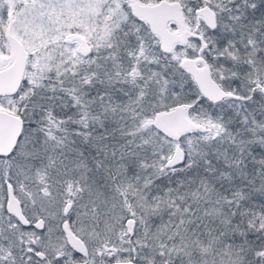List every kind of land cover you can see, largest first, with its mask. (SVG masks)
<instances>
[{"label": "trees", "instance_id": "obj_1", "mask_svg": "<svg viewBox=\"0 0 264 264\" xmlns=\"http://www.w3.org/2000/svg\"><path fill=\"white\" fill-rule=\"evenodd\" d=\"M13 1L17 0H0L1 35L5 34L7 7H15ZM178 1L190 26L197 8L204 4L215 11L217 24L211 29L203 23L202 30L196 29L203 39L191 37L186 45L177 44L168 53L161 49L159 37L133 15L126 1L118 4L117 0H107L101 11L109 24H116L113 33L121 37V52L112 48L103 53L102 57L114 64H106L107 77L98 74L101 84L96 86L87 83L97 77L93 67L99 59L90 64V69L76 75L66 70L64 64H54L56 57L51 46L57 42L51 35L44 38L38 48L43 51L38 65L33 55L29 59L27 77L34 72V66L39 75L34 79L37 86L27 96V107L36 125L32 127L34 122H28L26 128L45 133L52 128L51 134L60 140L62 152L51 157L60 154L66 160L71 152L86 157L93 147L88 154L96 160H105L110 152L135 151L142 154L143 164L154 166L152 205L147 206L148 210L137 206L144 217L135 214V207L133 210L129 207L128 215L137 219L134 234L124 235L121 231V241L110 240V244L121 242L124 250L121 258L141 264L148 263L151 257L154 261L177 264H229L226 253L236 251L245 264H264V0ZM77 14L83 12L78 9ZM66 19L71 18L66 16ZM75 27L83 33L80 25ZM57 31L61 36L66 33V29ZM5 40L3 37L0 42ZM202 40L207 43L205 48ZM194 45L199 46L197 52L192 49ZM182 48L186 49L184 55L204 56L213 77L234 96L218 102L207 100L192 76L180 66ZM7 51L5 45H0V54ZM106 78L108 84L104 85ZM148 103H152L149 108ZM179 103L187 105L188 115L201 127L187 131L180 138L185 161L167 167L164 161L174 141L155 128L151 120L159 111ZM87 117H91L90 123L84 121L78 128L81 124L77 121ZM55 121L59 124L57 131ZM209 128L218 132L216 137L208 134ZM145 151H151V155L143 154ZM15 158L14 155L0 157V191L3 192L0 198L4 196L6 181L16 184L23 179L12 169ZM33 162L43 173L25 178L27 193L32 192L33 179L47 181L37 188V194L48 202L54 197L44 190L48 186L54 192H63L71 186L73 174L66 169L55 171L53 165L37 158ZM108 171L115 174L113 166ZM79 183L82 185L80 180ZM121 194L126 203L128 196L136 200L126 190H121ZM60 203L57 197L56 206ZM41 216L48 224L47 213L42 211ZM9 217L10 222H3L0 228V241L14 252L16 262L11 264H33L34 254L41 247L34 241L35 231ZM210 218L215 221L219 218L221 232L228 234L218 237L217 229L210 227ZM47 229L40 234L46 232L47 236ZM160 232L169 236L162 246L156 240ZM217 244L219 248L213 250ZM150 247L152 256H149Z\"/></svg>", "mask_w": 264, "mask_h": 264}, {"label": "rangeland", "instance_id": "obj_2", "mask_svg": "<svg viewBox=\"0 0 264 264\" xmlns=\"http://www.w3.org/2000/svg\"><path fill=\"white\" fill-rule=\"evenodd\" d=\"M105 3H107V0H24L20 3L18 0L14 1L13 5H15V8H13V17L16 35L24 43L25 47L30 49V54L35 58L36 66L39 63L37 62L39 55L43 54V51L41 52V50H38V48L43 42L44 38L48 37L49 35L54 36L53 41L61 43L53 44L51 46V49L55 53L56 57V59H54V64H64V67H69V69L76 75L79 71L90 69L92 67L90 64H93L95 60L99 59L97 62H95V67H93V69L97 72V77L87 83V85L90 87L96 86L98 83L101 84V79L98 78V74H101L103 77H107V72L105 71L106 64H114L113 61L104 59V56L102 57L103 53H105L106 50L112 48L121 52V37L118 36L117 32L113 33V29L116 27V24H109L104 13L101 11V9H104ZM78 9L83 12V15L77 14ZM7 11L8 14V7ZM66 16L70 17L71 19L67 20ZM196 16L198 15H194L192 22L194 27H197L200 23ZM116 18L118 19V17ZM8 19L9 17H7V23H3L4 33H6V28L9 22ZM77 25L81 26L83 33L77 31V27H75ZM56 28L59 30L66 29L67 32L63 36L57 35L58 31L55 30ZM71 32L81 33L87 38L88 42L92 46V50L88 55L84 56L80 54L77 48V41L69 43L70 45L66 44L64 37ZM85 32L93 39V42H90L88 37L84 34ZM1 33L2 29L0 28V34ZM1 39L2 35L0 36V40ZM0 45L3 46L5 43L0 42ZM107 45L109 47L106 48ZM192 49L194 52H197L199 46L194 45L192 46ZM69 52L76 57L77 62L76 59L68 58ZM179 52L184 54L186 49L179 50ZM43 57H45V55ZM45 61H48V59ZM116 64L118 65L119 62H116ZM36 66L32 67V70L36 73V75H34L33 72L28 76L23 92L24 95H27L34 86H37V82L35 83L34 80L35 78H38L39 75V72L36 71ZM108 80L106 78L104 85L108 84ZM151 105L152 103H148L146 107L149 108ZM31 116L32 114L30 113V117ZM84 121H89L90 123L91 117L77 121L81 124L78 125V128H81L82 122ZM57 123L58 122H54V125ZM208 132V134L213 135L215 130L209 128ZM92 148L93 147L89 148L88 153L91 152ZM61 151L62 148L58 145V143L51 139L44 131L32 129L24 135V138L19 145L18 154L13 161L16 173L18 172L26 179L41 175L42 171L34 167L35 164L33 159L39 157L43 160H48L51 155ZM88 153L85 157V155L77 156L71 152L67 156L66 160L62 158L60 154H58V156L51 157L47 165L53 164L55 171L66 169L68 173L73 174V177L70 178L73 181V184L77 178H79L82 183L83 192L81 196V203L77 204L71 202L72 204L69 209L72 218H75V211L79 207V226L77 229L81 236L91 243L94 239V236L98 235L101 231L109 229L106 233V236L113 237L114 239L119 238L121 241V231L124 232V235L128 234L125 221L128 217H130L128 214L131 212V209L133 210V207H135V214L144 217V213L139 212L140 210L138 207L148 210L149 207L147 206L152 205L150 191L153 187H155V183L152 182L154 166L152 164H143L140 161L142 154L139 155L135 151L121 153L110 152L105 160H103V158H101V160H96ZM142 153L151 155V151H149V153L146 151ZM111 166L115 168L114 175H111L110 171H108V168ZM74 174L77 175V178L74 177ZM16 185L17 188H19V190L24 194V186L19 182H16ZM120 185L121 190H126L128 193L135 196L136 200L132 201L131 197L127 195L129 198L128 203L122 201V194L121 190L119 189ZM71 190L76 192L75 186H73ZM138 192H141L142 194H138ZM53 195V204L56 206L58 194ZM34 198L36 201L35 204L32 205H35L36 210H32L34 212L30 213L31 215H37L38 212L39 216L41 217V211H43L46 212L50 218L52 216H56V210H52V203L50 200V202L42 200L37 195H34ZM65 203L66 202L60 206V209L58 210L59 212H64L66 205ZM3 204H5V201L3 199L1 201L0 199V213L3 209ZM121 205L124 208L123 213ZM218 212L219 211H214L212 213ZM3 218V220H0V228H2L3 221L6 220L10 222V218L5 214V212L3 214ZM209 222L212 229H217L216 233L218 237L221 236L220 238H222L228 234L226 231L221 232V222L219 218L216 221L213 218H210ZM74 223L77 225L76 218ZM117 224L121 225V230L118 232L116 229V233L113 236L110 230H112L114 226L116 228ZM48 230L49 235L46 237H52V234L50 233L54 232V229H49L48 227L47 231ZM230 232L235 235L239 234L238 231H229V233ZM204 233L207 234L208 231L205 230ZM45 234L46 232L41 234L40 237L43 239ZM168 237L169 236L164 233L159 234L158 238H156V240L158 239L157 244L162 246ZM107 239L110 240L109 238ZM99 240L100 239L91 243V251L93 255H98L99 257L105 259V261L115 259V257L122 255L124 250H121V244L111 249H103L102 253H97V243ZM57 242L59 244L62 242L61 237H57ZM37 243L41 245L39 239ZM212 245L213 244H211V246ZM217 248H219V244H217L216 247L213 246V250ZM149 249V256H152V248L150 247ZM139 250L141 251V248ZM53 251L54 253L50 256V258L59 257L64 249L53 248ZM226 257L229 261V264H245L244 261H242L240 253L236 251H228L226 253ZM50 258H46V261H50ZM153 261L154 258L151 257L149 262Z\"/></svg>", "mask_w": 264, "mask_h": 264}, {"label": "water", "instance_id": "obj_3", "mask_svg": "<svg viewBox=\"0 0 264 264\" xmlns=\"http://www.w3.org/2000/svg\"><path fill=\"white\" fill-rule=\"evenodd\" d=\"M133 9V12L140 19L147 22L152 32H154L160 38V46L162 50L171 52L175 42H185L186 32L182 6L179 1L176 0H159L154 3L142 4L139 0H129ZM198 12L203 15L205 21L213 27L215 25V12L209 5H204L198 9ZM175 20L181 27V30H173L169 27V22ZM11 40L12 50L10 57L12 63L0 70V94L13 93L19 88L22 77L25 71L27 54L21 41L17 39L11 32L8 33ZM78 38L80 41L79 49L83 54H86L90 47L87 45L86 40L78 34H71L68 39ZM199 61L203 60V57L198 58ZM3 59H0L2 62ZM181 65L193 76L198 88L202 94L210 101L217 102L226 96L233 95L226 91L212 76L210 67L204 63L199 65L191 57H185L181 61ZM185 107L183 105H176L174 108L164 110L160 112L155 120L154 125L162 129L166 134L174 138H178L181 133L194 128L196 125L189 120L184 113ZM11 126L17 127V136L11 143V146L3 149L0 147V154H9L17 143L18 137L23 128V120L21 117L16 116L8 111L0 110V130L2 133H7ZM185 158V152L180 144H177L174 148L172 155L167 159L166 165L172 166L180 163ZM7 208L10 212L15 214L22 222L26 223L24 215L21 212L19 201L16 198L13 188L8 185V200ZM127 224L130 226V232L134 226L133 219H128ZM69 239L74 247L82 252L86 253V249L82 244L75 239V237L69 233ZM77 264H85L79 262ZM109 264H139L131 259L121 260L117 262H111ZM146 264H173L166 262L146 263Z\"/></svg>", "mask_w": 264, "mask_h": 264}, {"label": "bare ground", "instance_id": "obj_4", "mask_svg": "<svg viewBox=\"0 0 264 264\" xmlns=\"http://www.w3.org/2000/svg\"><path fill=\"white\" fill-rule=\"evenodd\" d=\"M3 131L0 130V147L3 149L8 148L11 146V143L17 136V127L11 126L7 133H2Z\"/></svg>", "mask_w": 264, "mask_h": 264}, {"label": "flooded vegetation", "instance_id": "obj_5", "mask_svg": "<svg viewBox=\"0 0 264 264\" xmlns=\"http://www.w3.org/2000/svg\"><path fill=\"white\" fill-rule=\"evenodd\" d=\"M4 64H5V63H4ZM4 64H3V65H4ZM3 65H1V66H0V68H1ZM19 94H20V93H18V94H16V95H19ZM16 95H15V96H16ZM3 97H4V98H11V96H10V95L3 96Z\"/></svg>", "mask_w": 264, "mask_h": 264}]
</instances>
